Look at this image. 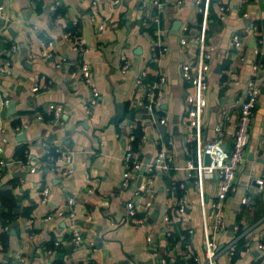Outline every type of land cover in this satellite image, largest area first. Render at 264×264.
I'll use <instances>...</instances> for the list:
<instances>
[{
  "label": "crops",
  "instance_id": "0c3cea01",
  "mask_svg": "<svg viewBox=\"0 0 264 264\" xmlns=\"http://www.w3.org/2000/svg\"><path fill=\"white\" fill-rule=\"evenodd\" d=\"M54 1L55 8L49 7ZM163 1L155 23L153 0H8L5 27L0 23V64L9 61L10 72L0 71V97L13 100L14 111L0 116V157L5 160L0 190L15 195L18 214L0 217V235L7 226L5 247L0 240V264H206L198 186L186 163L195 159L188 141L191 128L184 121L191 86L181 74L183 63L194 64L201 14L196 0ZM102 19L99 29L96 23ZM73 26L78 35L69 29ZM233 33L241 37L239 48L232 44ZM75 36L87 48L83 54L71 48ZM182 36L185 44L180 43ZM43 40L51 42V57L39 54ZM205 42L210 58L202 142L220 137L229 146L246 85L254 80L260 86L250 139L234 189L222 205L226 224L211 234L214 264H264L259 246L264 244V187L259 190L256 181L264 175V0H210ZM11 44H16L13 51ZM162 45L167 49L156 55ZM82 60L90 64L99 91L88 111L82 102L89 90L71 76ZM143 68L150 81L163 77L152 115L139 103L143 89L135 78ZM35 82L45 87L32 90ZM54 104L62 106V113L53 123ZM137 125L145 134L134 149L139 170L143 168L141 182L135 186L138 170L130 187L122 189L123 156L129 132ZM22 132L25 139H18ZM44 138L71 152L72 171L63 173L60 158L53 169L40 158ZM24 144L36 171L17 161L16 148ZM161 149L167 168L155 160ZM202 182L211 225L218 177L206 175ZM44 185L49 195L41 203ZM178 190L185 201L182 214L176 211ZM68 198L73 200V219L57 213L70 208ZM130 200L141 222L129 219ZM71 225L84 238L81 246L73 244ZM230 244L232 256L227 253Z\"/></svg>",
  "mask_w": 264,
  "mask_h": 264
},
{
  "label": "built area",
  "instance_id": "2783aa9c",
  "mask_svg": "<svg viewBox=\"0 0 264 264\" xmlns=\"http://www.w3.org/2000/svg\"><path fill=\"white\" fill-rule=\"evenodd\" d=\"M94 2V1H93ZM113 4H118L119 0H112ZM180 2V0H177ZM209 2L210 0H196V3L199 5V11L201 14V19L199 22V33L196 36L197 43V52L194 59V64L191 65L189 62H185L181 66V74L184 80H186L191 89L186 93L185 101H186V116L184 121L191 128L190 135L188 136V141L192 144L193 150L195 152V159L187 160V166L193 168L194 170V182L198 186V194L201 205V218H202V229L204 236V244H205V255H206V264H214V255L216 243L212 237V231L219 230L223 228L226 224L224 218V212L222 209L223 201L228 195L229 192L233 191L234 184L233 179L235 176V172L241 162L245 147L248 144L250 139V130L249 124L253 114V108L257 103L258 96L260 94V86L254 80L248 82L245 87L244 98L238 102L237 107V119L235 122V128L232 134L231 143L229 146H224L220 137H216L213 140H209L207 142H202L201 139V130H202V117L204 108L207 105V80H206V72L209 67V58L210 53L207 48L205 38L208 28V13H209ZM7 4L8 0H0V23L2 27H5V21L8 19L7 16ZM57 1H54L49 7L55 8ZM153 4L157 8V13L153 15V20L155 23L159 22L158 12L161 10L164 1L163 0H153ZM220 8H224V4L220 5ZM4 23V24H3ZM104 19L98 21L97 27L103 28ZM232 44L235 48H239L241 46V37L238 33L232 34ZM180 43H186V37L182 36L180 38ZM40 56L48 58L52 56V52L50 51L51 42L43 40L40 42ZM11 50H15L16 44H11ZM71 48L74 51H77L79 54H83L87 48L83 45V40L75 36L71 41ZM154 49V48H153ZM167 49L166 45L160 46L158 50H155V54L164 52ZM264 64V63H263ZM57 66L60 63L56 64ZM123 69L127 68V65L124 64ZM0 71L2 72H10L9 61H5L0 64ZM71 76L80 78L87 86L89 93L86 99L82 102L83 108L88 111L89 108L97 103V99L99 97V91L97 87L92 82V74H91V66L90 64L82 60L78 67L71 72ZM163 81V77H160L157 80L150 81L147 77V70L145 68L141 69V71L137 74L135 78V82L138 86L143 89V94L139 103L143 105V107L152 115L154 112L155 104L159 99V94L157 92V88L159 84ZM42 87H45V83L35 82L31 87L32 90H38ZM8 98L0 97V109L2 106L7 104ZM62 113V106L59 104H54L52 108V116L50 118V122H55L59 120ZM226 114V113H225ZM40 117V115H38ZM163 121V118L160 119ZM131 127V124L129 125ZM18 128V127H17ZM217 132H220V127L215 126ZM129 144L125 150L123 161L124 168L122 172V177L120 180V186L122 189H128L132 184L133 177L137 174L139 168L141 167V160L135 155L134 148L130 142L134 138L133 131L129 132ZM141 138H145V134H141ZM40 145L42 146L44 152L40 155V158L43 157L44 162L48 165L49 168H55V162L58 158L64 161V169L63 173L72 171V154L69 150L61 148L57 145L51 144L47 138H44L40 141ZM1 151V148H0ZM207 152L210 156V162L208 164H204L203 155ZM156 162L163 167L167 168L169 164V160L164 149L158 151L157 156L155 158ZM17 161L21 162L29 171H36V165L33 161V157L29 156L28 150H25V159H18ZM5 160L0 157V164H4ZM216 174L218 177V190L216 193L215 200L211 203L214 214L212 224L209 225L206 221V212L204 209V191H203V178L204 176L214 175ZM258 188L261 190L264 187V175L258 178L257 180ZM41 196L39 201L41 203H46L49 195V187L44 185L41 188ZM72 198L67 199V206H70L69 209L64 210L59 208L57 213L61 216L63 215L65 218L73 219L75 216V211L72 208ZM177 208L176 211L179 214H182L185 211V201L182 195H179L176 198ZM242 202L247 204L249 202L247 196L242 197ZM66 206V207H67ZM127 211L129 219L132 222H141L142 218L137 216L136 206L133 201L127 202ZM47 218H51V214L47 215ZM167 219V217H165ZM4 229H7V226H3ZM238 226L235 225V228ZM70 233L72 235V240L74 246H81L84 242V238L79 231V229L71 225ZM88 243L92 246V249L95 250L93 246L94 243L92 240H89ZM260 247L264 248V244H259ZM229 256H232L234 253V245L230 244L227 250ZM76 264H83L78 262ZM98 264V263H94ZM253 264H261V262L256 261Z\"/></svg>",
  "mask_w": 264,
  "mask_h": 264
},
{
  "label": "trees",
  "instance_id": "16d2710c",
  "mask_svg": "<svg viewBox=\"0 0 264 264\" xmlns=\"http://www.w3.org/2000/svg\"><path fill=\"white\" fill-rule=\"evenodd\" d=\"M69 29L71 30V32L74 35H78L74 26L70 27ZM149 30L152 31L151 28ZM133 134H134V138L132 139L131 144H132L133 148L136 149L137 144L140 142V137L142 134L141 127L139 125H137L133 129ZM25 150H26L25 144L22 146L20 145L19 147L16 148L15 155H16L17 159H25ZM180 192L181 191L178 190L177 195H179ZM15 208H16V197H15V195L9 189H1L0 190V217L2 218V220L11 219L12 217L16 216L18 213L16 212ZM26 210H28V209H26ZM0 240H1L2 246L5 247L7 244L6 243L7 242V230L3 229V231L0 235ZM52 241H53V237L50 238V242H48L47 245L51 246Z\"/></svg>",
  "mask_w": 264,
  "mask_h": 264
},
{
  "label": "water",
  "instance_id": "95a60500",
  "mask_svg": "<svg viewBox=\"0 0 264 264\" xmlns=\"http://www.w3.org/2000/svg\"><path fill=\"white\" fill-rule=\"evenodd\" d=\"M14 102L13 100H9L7 102V104H5L4 106H2V108L0 109V116L1 117H5L7 114H10L14 111ZM18 139H25V134L24 132L21 133V135L18 137ZM203 162L204 164H208L210 162V156L207 152L204 153L203 155ZM140 174L137 177L135 186H139L140 182H141V174L143 173V168H141L139 170Z\"/></svg>",
  "mask_w": 264,
  "mask_h": 264
}]
</instances>
